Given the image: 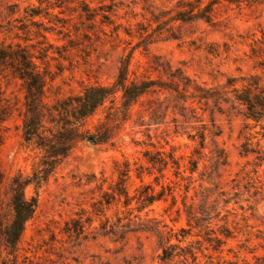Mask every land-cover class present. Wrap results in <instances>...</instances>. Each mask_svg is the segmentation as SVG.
I'll return each mask as SVG.
<instances>
[{"label": "rangeland", "instance_id": "1", "mask_svg": "<svg viewBox=\"0 0 264 264\" xmlns=\"http://www.w3.org/2000/svg\"><path fill=\"white\" fill-rule=\"evenodd\" d=\"M210 1L215 4L209 14ZM179 12L210 15V21L179 20ZM0 42L18 43L33 57L45 78L49 110L88 86L111 85L127 57L129 82L175 80L182 92H148L126 117L117 94L83 122L69 155L45 182L25 189L37 207L20 241L18 264H165L157 235L143 230L154 221L171 244L195 252L199 264H206L208 254L264 256V129L231 102L201 104V86L219 89L249 75L264 80V0H0ZM24 94L23 81L0 65L3 210L9 180L19 173L32 176L42 158L23 138ZM73 111L70 105L63 115ZM147 150L169 162L173 153L180 169L170 163L160 171L148 162ZM192 160L198 161L194 173ZM126 162L132 196L145 194L147 185L164 194L141 212L135 201L130 207L98 203ZM74 220L81 235L78 227L69 231ZM105 223H116V234L104 235ZM126 223L131 230L121 226ZM223 228L233 237L226 239ZM206 233L223 238L222 252L201 253ZM168 264L196 263L175 257Z\"/></svg>", "mask_w": 264, "mask_h": 264}, {"label": "trees", "instance_id": "2", "mask_svg": "<svg viewBox=\"0 0 264 264\" xmlns=\"http://www.w3.org/2000/svg\"><path fill=\"white\" fill-rule=\"evenodd\" d=\"M214 4L215 2L210 1L205 6L206 13H211V7ZM191 15L186 16L185 12H179L176 19L183 21L204 19L207 22L210 21V15ZM0 65L9 67L12 74L23 81L25 91V110L22 124L23 138L28 144L36 145L42 152L40 163L32 176H25L19 173L9 180L7 210H3L4 201L2 197L4 193L2 183L4 175L0 169V264H18L20 241L26 224L33 218L37 207V198L34 196L27 197L25 189L30 184L38 186L45 182L57 166L69 155L82 137L81 126L83 122L100 106L104 105L105 102L115 98L117 94H120V107L125 114L124 117H126L140 96L148 92L161 89H168L178 95L182 92L175 80L173 85L150 79L129 82L130 58L127 57L121 60L118 74L111 85L88 86L81 95L63 100L55 105V110L52 108L49 110L44 100V75L24 47L18 43L0 42ZM221 102H231L233 105L240 106L245 120L253 122L254 126L261 125L264 129V80H261L259 76L249 75L244 78L230 79L219 89L201 86V104L214 103L217 105ZM70 105L74 109L73 114L65 117L63 114ZM49 115H54L56 120H49ZM48 123H51V127L47 126ZM94 139L100 142L108 141V138L100 136H94ZM205 139V130L202 128L201 148L205 147ZM249 144V142L243 143L247 153L251 151L248 148ZM144 155L150 164L159 165L160 171H163L170 163L176 170L180 169V162L173 153L169 156L171 162L159 157V153H156V157L153 158L149 150ZM191 163L190 171L194 173L198 169V161L192 160ZM130 171V166L126 162V169L119 172L117 181L111 184L109 190L104 191L101 195V199L98 202L101 206L111 207L115 203L122 204L123 207H130L135 201L137 204L136 210L141 212L147 206L163 198V192H155L152 185L146 186L147 191L145 194L132 196L126 187ZM149 174L152 175L151 172ZM139 177L142 179L141 173H139ZM155 182L157 184L160 183L157 178ZM167 187L168 185H163V188ZM229 202V200L225 201L226 204ZM96 207L97 205L94 204L93 208L96 209ZM118 221H120V218H118ZM74 222L76 224L74 230L69 231L74 232L76 227H78L77 232L79 231L78 234L81 235L82 228L79 227V221L74 220ZM148 222L152 221L149 220ZM153 223L151 226H144L143 230L152 231L157 235L161 248L160 261L168 264L175 257H183L184 260H188V257H191L196 264H199L195 252L188 250V247L171 244L170 238L164 235L158 222L154 221ZM116 225V223L111 225L108 223L103 224L101 229L104 235L116 234ZM121 226L128 231L131 230L130 223L122 224ZM221 233L226 239L233 237L228 228H223ZM209 235V233H206L203 236L204 242L208 246L206 248L201 247V253L208 249L222 252L225 244L223 238ZM178 248L179 251L175 252ZM230 252L231 250H229ZM203 255L207 256V254ZM207 257L206 264H264V256L256 254H254L253 260L240 259L236 252H234L232 258L221 255L215 258L212 254H208Z\"/></svg>", "mask_w": 264, "mask_h": 264}, {"label": "water", "instance_id": "3", "mask_svg": "<svg viewBox=\"0 0 264 264\" xmlns=\"http://www.w3.org/2000/svg\"><path fill=\"white\" fill-rule=\"evenodd\" d=\"M90 139H94V136H90Z\"/></svg>", "mask_w": 264, "mask_h": 264}]
</instances>
